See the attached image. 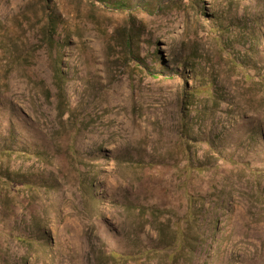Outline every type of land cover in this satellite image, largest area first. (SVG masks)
Instances as JSON below:
<instances>
[{
    "label": "rangeland",
    "instance_id": "374dc122",
    "mask_svg": "<svg viewBox=\"0 0 264 264\" xmlns=\"http://www.w3.org/2000/svg\"><path fill=\"white\" fill-rule=\"evenodd\" d=\"M0 264H264V0H0Z\"/></svg>",
    "mask_w": 264,
    "mask_h": 264
}]
</instances>
